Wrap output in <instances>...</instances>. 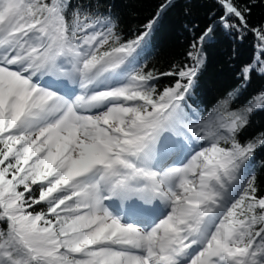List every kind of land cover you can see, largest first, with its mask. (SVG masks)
Instances as JSON below:
<instances>
[{
	"label": "snow or ice",
	"instance_id": "obj_1",
	"mask_svg": "<svg viewBox=\"0 0 264 264\" xmlns=\"http://www.w3.org/2000/svg\"><path fill=\"white\" fill-rule=\"evenodd\" d=\"M215 4L159 71L171 0L130 36L106 0H0V264H264V0ZM220 32L253 56L205 103Z\"/></svg>",
	"mask_w": 264,
	"mask_h": 264
},
{
	"label": "trees",
	"instance_id": "obj_2",
	"mask_svg": "<svg viewBox=\"0 0 264 264\" xmlns=\"http://www.w3.org/2000/svg\"><path fill=\"white\" fill-rule=\"evenodd\" d=\"M121 19V27L125 36L141 29L153 17L162 3L168 0H106ZM170 7L162 14L158 27L152 39L149 66H155L159 71L168 70L174 61L183 59L191 39L187 30L195 22L201 27L209 21L207 14L217 10L215 0H171ZM191 9V15L186 9ZM264 22V7L253 10L252 23ZM187 26V27H186ZM207 64L200 77L198 96L205 103L213 102L226 90L232 88L236 81L239 67L250 61L253 56V39L249 36L243 42L234 40L223 32L206 45ZM169 78H163L161 85L170 83ZM264 88V77L254 76L249 87V94ZM264 129V113L254 117V124L248 134ZM258 159L264 160V152L258 153ZM258 184L264 185V172L258 174Z\"/></svg>",
	"mask_w": 264,
	"mask_h": 264
}]
</instances>
